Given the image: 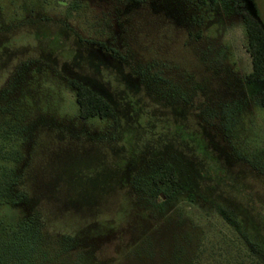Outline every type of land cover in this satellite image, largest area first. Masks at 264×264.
Wrapping results in <instances>:
<instances>
[{"label":"rangeland","instance_id":"374dc122","mask_svg":"<svg viewBox=\"0 0 264 264\" xmlns=\"http://www.w3.org/2000/svg\"><path fill=\"white\" fill-rule=\"evenodd\" d=\"M243 12L264 26V0H0V264H264ZM71 80L112 113L81 119Z\"/></svg>","mask_w":264,"mask_h":264},{"label":"trees","instance_id":"16d2710c","mask_svg":"<svg viewBox=\"0 0 264 264\" xmlns=\"http://www.w3.org/2000/svg\"><path fill=\"white\" fill-rule=\"evenodd\" d=\"M214 1L215 0H210V3ZM235 1L240 2L241 0ZM242 21L246 33L247 48L251 58V71L245 76V80L248 83H252L264 78V26L259 19L248 12L242 13ZM70 84L75 89V101L78 106V116L81 119L91 117L105 118L112 113V106L103 96L81 82L71 80ZM257 103L264 106V93L257 98ZM151 183L154 186L164 184L170 186L175 185L177 183L175 167L170 163L160 165L152 175ZM218 211L223 219L246 240L252 251L261 252L263 250L262 246L248 237L243 231L239 219L228 209L223 206H218ZM31 233L32 236L30 239H27L26 246L20 250L26 256L34 251L37 245V229L33 230ZM17 250L19 249L17 248L14 251ZM27 262V260L21 259V264H27Z\"/></svg>","mask_w":264,"mask_h":264}]
</instances>
